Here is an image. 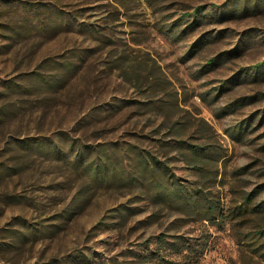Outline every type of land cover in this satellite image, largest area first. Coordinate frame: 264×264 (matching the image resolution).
<instances>
[{"label": "rangeland", "instance_id": "obj_1", "mask_svg": "<svg viewBox=\"0 0 264 264\" xmlns=\"http://www.w3.org/2000/svg\"><path fill=\"white\" fill-rule=\"evenodd\" d=\"M230 4L0 0V264H264V0Z\"/></svg>", "mask_w": 264, "mask_h": 264}, {"label": "trees", "instance_id": "obj_2", "mask_svg": "<svg viewBox=\"0 0 264 264\" xmlns=\"http://www.w3.org/2000/svg\"><path fill=\"white\" fill-rule=\"evenodd\" d=\"M241 1H243L245 4H243V6H244V9L246 10V11H258L260 8H259V6L261 5V4H259V0H230V2L232 3V4H230V6H228L227 5V7H229V9L231 10V12H230V16H232V17H234V16H236L237 15V10L238 9H236V3L238 4V3H240ZM224 9H227L226 7L224 8V7H220V11H224ZM202 8L201 9H198L194 14H193V17L194 18H196V19H194V21L191 23V24H189V28H191V29H194V28H196L200 23H202L203 22V20L206 18L204 15H203V13H202ZM191 15L189 14L188 15V17H190ZM205 43H206V40H205V38L204 37H201L199 40H198V42L197 43H195V45L193 46V48L191 49V52H196L197 51V49H200V48H202L204 45H205ZM222 58H221V55L220 56H217L216 58H214V59H212L209 63H208V67L209 68H215V67H218L221 63H222ZM256 76H258V75H260L263 71H264V67H263V65L261 66H257L256 68ZM156 185H158V184H156ZM158 187L160 188V186L158 185ZM170 192V191H169ZM170 194L171 195H174L176 198L177 197H183L184 198V200H187L188 199V196H186L185 194L186 193H184V192H182V191H180V189L177 187V188H175L174 190H171V192H170ZM178 195V196H177ZM221 208H220V206H217V205H215V206H210L209 207V212L208 213H210V220H212V219H216V215H217V213H219L221 210H220ZM257 212H260V210H256ZM219 218H221V217H219ZM218 219V218H217Z\"/></svg>", "mask_w": 264, "mask_h": 264}]
</instances>
